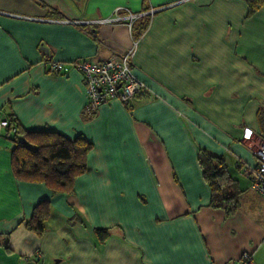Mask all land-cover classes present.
<instances>
[{"label":"crops","instance_id":"1","mask_svg":"<svg viewBox=\"0 0 264 264\" xmlns=\"http://www.w3.org/2000/svg\"><path fill=\"white\" fill-rule=\"evenodd\" d=\"M246 0H0V120L92 143L70 194L17 180L0 129V264H264V198L251 187L264 140V4ZM145 10V11H143ZM157 10L132 70L146 92L83 119L81 74L51 62L124 52L128 12ZM251 129L247 139L243 129ZM224 158L238 186L231 215L209 206L197 149ZM48 200L41 235L26 228ZM94 228H108L103 242Z\"/></svg>","mask_w":264,"mask_h":264},{"label":"trees","instance_id":"2","mask_svg":"<svg viewBox=\"0 0 264 264\" xmlns=\"http://www.w3.org/2000/svg\"><path fill=\"white\" fill-rule=\"evenodd\" d=\"M72 1L78 3L82 0ZM246 3L247 15H251L264 4V0H246ZM150 17L149 14H144L132 22L130 33L134 39H139L146 31ZM132 100L123 105L130 108ZM96 112L90 116L83 113V119L92 118ZM257 116L264 132V106L259 109ZM2 120L7 121V126L3 128L5 137L13 144L10 149V164L14 177L20 181L43 183L51 194L72 193L76 178L86 170L87 154L92 143L80 134L70 139L48 130H23L15 123L12 115ZM196 160L210 191L209 206L222 209L226 215L233 214L238 208L239 190L236 180L228 172L224 158L204 148H198ZM49 215V201H39L25 223L26 228L38 236L41 235ZM93 233L99 242H103L110 235L108 228H94ZM240 261L242 264L241 256Z\"/></svg>","mask_w":264,"mask_h":264},{"label":"built area","instance_id":"3","mask_svg":"<svg viewBox=\"0 0 264 264\" xmlns=\"http://www.w3.org/2000/svg\"><path fill=\"white\" fill-rule=\"evenodd\" d=\"M157 10H149L145 13L128 12L126 23L130 29L131 24L138 17L144 14L150 16ZM130 46L122 53L114 54L102 61L90 59L74 60L70 63L51 62L49 69L58 74H66L69 70L75 69L81 74L85 86V107L84 113L90 116L100 106L110 100H118L122 104H128L137 94L146 91L143 82L135 77L132 70V56L134 55L139 39L130 38ZM7 126L6 120H0V129ZM251 129L244 128L242 137L247 139ZM254 154L256 164L251 174V187L262 198H264V140H261L254 147L248 145ZM242 264L251 263L250 252L241 254Z\"/></svg>","mask_w":264,"mask_h":264}]
</instances>
